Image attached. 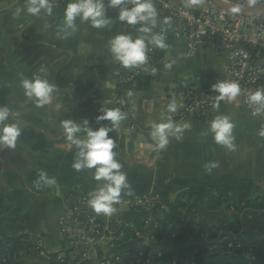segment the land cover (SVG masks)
I'll return each mask as SVG.
<instances>
[{
    "label": "crops",
    "instance_id": "obj_1",
    "mask_svg": "<svg viewBox=\"0 0 264 264\" xmlns=\"http://www.w3.org/2000/svg\"><path fill=\"white\" fill-rule=\"evenodd\" d=\"M25 0H0V106H7L12 114L9 122H19L22 135L15 149L0 150V264H58L63 248L58 220L63 214L66 197L96 189L98 182L92 171L80 172L72 168L76 149L71 146L61 127L62 119H88L91 127L108 125L96 123L103 108H116L118 75L121 66L112 63L109 40L120 33L138 35V26L117 20L118 9H108L113 23L96 29L88 22L76 21L78 31L69 39L56 37V26L62 23L66 4L54 10L53 16L35 17L21 14L14 18L17 7ZM107 3V0H105ZM155 7L157 0H153ZM50 25L45 29L44 24ZM169 31L168 48L160 51L163 62L142 67V79L148 85L139 87L132 95L133 119L137 131L126 124L109 135L114 138L116 159L127 174L132 195L153 193L168 205L185 188H201L198 202L205 210V188L209 180L233 181L234 192L239 180H247L248 187L264 194V137L258 130L264 118L253 116L238 96L234 101H220L219 109L203 114H187L175 122L187 121L192 127L183 139L172 138L164 150H155L148 135L149 122L160 121L168 115L167 104L175 99L181 109L183 101L175 95L177 84L199 80L209 85L228 80L229 50L218 54L211 47H203L195 54L188 53L187 41ZM172 67L165 65L171 63ZM264 63V57L259 59ZM46 68L41 74L39 69ZM144 68L156 69V75ZM34 74L45 76L57 86L52 102L37 107L24 95L20 82ZM228 115L235 124V150L214 143L211 134L204 132L215 116ZM217 162L218 167L208 173L203 165ZM41 171L57 179V187L35 186ZM147 209H119L115 215L124 222L134 223L150 214ZM122 221V222H123ZM146 242V241H145ZM8 245L7 254H3ZM119 249V248H118ZM3 254V255H2Z\"/></svg>",
    "mask_w": 264,
    "mask_h": 264
},
{
    "label": "clouds",
    "instance_id": "obj_2",
    "mask_svg": "<svg viewBox=\"0 0 264 264\" xmlns=\"http://www.w3.org/2000/svg\"><path fill=\"white\" fill-rule=\"evenodd\" d=\"M201 0H183L185 8L199 6ZM255 0H248V6H252ZM243 5H236L231 8L233 13L241 12ZM108 9H118L117 20L121 23L138 26V35L120 33L113 36L108 42V50L112 57V63L123 68H141L148 63V52L152 49H167L166 29L161 26L160 31H156L159 24L157 9L153 0H68L61 24L56 26L55 35L61 40L72 37L77 31L76 21L88 22L91 27L102 29L109 27L114 21L108 16ZM35 17H51L54 13L52 0H25L23 7H17L13 13L14 18H19L21 14ZM163 25H171V18H165ZM50 25L45 23L44 28ZM171 63L165 65L171 68ZM46 68L41 67L39 72L46 73ZM145 73L156 75V69L149 71L144 68ZM24 90V95L32 100L37 107H43L52 102L53 93L57 86L51 83L45 76L34 74L31 79L24 78L20 82ZM213 92L218 93L214 98L213 107L217 110L220 101H234L241 94L239 82L219 80L211 85ZM131 94V93H130ZM250 105H255L254 115L264 109V87L251 91L247 97ZM180 105L175 99L171 100L167 106V116L160 121L149 122L150 131L148 135L154 141L155 150H164L170 140L174 138L177 142L182 141L184 132L190 130V122L173 120L174 114ZM100 114L96 116V123L108 121V125H101L98 128L91 127L90 121L84 119L76 121L72 119H62L61 127L67 142L76 149L72 168L77 171L94 170L92 178L98 182L95 190L88 193L87 205L96 214L111 216L116 211L117 205L121 202V194L132 195V188L127 179V174L122 169V164L115 158V141L110 132L121 127L122 121L127 119L125 113L119 108L107 109L101 106ZM12 114L7 106H0V150L15 149L19 137L22 135V128L19 122H9ZM235 124L228 115H217L211 119L204 135L211 134L215 144L228 150H235V137L233 129ZM258 135L264 137V126L258 130ZM218 167L217 162H209L203 165L206 172L211 173L213 168ZM37 188L57 187V179L50 177L46 172L41 171L35 181Z\"/></svg>",
    "mask_w": 264,
    "mask_h": 264
},
{
    "label": "built area",
    "instance_id": "obj_3",
    "mask_svg": "<svg viewBox=\"0 0 264 264\" xmlns=\"http://www.w3.org/2000/svg\"><path fill=\"white\" fill-rule=\"evenodd\" d=\"M234 5L256 7L264 5V0H255L248 6V0H224ZM54 10L66 4L68 0H52ZM159 24L166 31V42L170 36L167 25H163L165 18H171L173 33L187 41L188 53L195 54L203 47H211L218 54L229 50L230 62L227 66L228 81L239 82L241 94L251 114L264 118V109L253 114L256 106L247 102L251 91L264 87V63L259 59L264 57V9L238 14L218 7L214 0H201L199 6L185 8L183 0H157ZM161 49L148 52V63L163 62ZM141 68H121L118 75L117 93L114 98L116 108L126 114L123 121L128 129L137 131L138 126L133 119V105L131 102L134 90L126 85L135 83L138 76L143 74ZM131 93V94H130ZM175 95L183 101L182 108L171 114L173 119L182 118L187 114H203L213 108L214 98L218 93L212 91L211 86L203 85L199 80H189L176 85ZM226 101V100H223ZM88 197L84 194H70L66 197L63 214L58 224L63 236V248L59 262H65L66 256L77 259L76 264H109L105 260H98V248L101 242H113L120 234L113 235L116 221L109 216L94 213L87 205ZM159 201V196L153 193L141 196L124 197L114 207L141 208L153 206ZM120 225V224H119ZM68 264H72L69 262Z\"/></svg>",
    "mask_w": 264,
    "mask_h": 264
},
{
    "label": "trees",
    "instance_id": "obj_4",
    "mask_svg": "<svg viewBox=\"0 0 264 264\" xmlns=\"http://www.w3.org/2000/svg\"><path fill=\"white\" fill-rule=\"evenodd\" d=\"M141 79L142 75L125 87L135 91L147 86L148 78ZM204 187L213 190L205 198L209 216H197L201 188L192 186L151 219L122 224L114 244L128 243L119 264H264V194L249 188L244 179L237 182L236 192L232 180H209ZM141 229L159 244L129 242ZM4 246L6 255L8 245ZM97 255L105 258L99 249ZM66 257L58 264L77 263Z\"/></svg>",
    "mask_w": 264,
    "mask_h": 264
},
{
    "label": "rangeland",
    "instance_id": "obj_5",
    "mask_svg": "<svg viewBox=\"0 0 264 264\" xmlns=\"http://www.w3.org/2000/svg\"><path fill=\"white\" fill-rule=\"evenodd\" d=\"M160 198L161 197L159 196V201H157L153 206H146V207H141V208H127L126 206L122 205V206L116 207L117 211L113 215H111L110 217H111V219H113L114 221L119 223L120 225L119 224L115 225L112 234L113 235L118 234L120 231V228H121L120 226L122 224L128 223V222H124L122 219H120V217L118 218L117 216H115L118 213L119 209H122V208L123 209H125V208L126 209H137V210L138 209H140V210L141 209H147V210H150L151 212L146 218L151 219L152 215L155 212H163V209L167 207L166 204L162 203V200H160ZM200 210L201 211L197 214V216H200V215L201 216L202 215H206V216L208 215L209 216L210 213L208 211H205L202 208H200ZM137 234H138L137 238L135 240L131 239L129 242L132 241V242L142 243V242L146 241L147 243L154 244V245L159 244V243L153 242L151 239H149L148 236L146 235V233H144L143 229L137 230ZM112 243H113L112 241H111V243L110 242L107 243V242L103 241L100 243L101 246L98 248L99 250L102 251L103 257L108 258L107 261L105 260V258L100 259V257L98 255L94 254V256H96V258L98 260H105L106 263H109V264H119L123 259V255L125 254L124 251L127 248L128 242H122L120 244H113V245H112ZM171 244H173V243H171ZM87 264H93V263L89 262Z\"/></svg>",
    "mask_w": 264,
    "mask_h": 264
},
{
    "label": "water",
    "instance_id": "obj_6",
    "mask_svg": "<svg viewBox=\"0 0 264 264\" xmlns=\"http://www.w3.org/2000/svg\"><path fill=\"white\" fill-rule=\"evenodd\" d=\"M214 2L218 7L222 9H226L228 11H231V8L236 6L234 4L225 2L224 0H214ZM262 9H264V5H260L256 7H245V8H242L241 12H239L238 14H246L248 12H255V11L262 10Z\"/></svg>",
    "mask_w": 264,
    "mask_h": 264
}]
</instances>
